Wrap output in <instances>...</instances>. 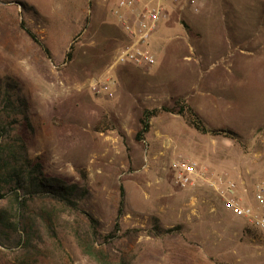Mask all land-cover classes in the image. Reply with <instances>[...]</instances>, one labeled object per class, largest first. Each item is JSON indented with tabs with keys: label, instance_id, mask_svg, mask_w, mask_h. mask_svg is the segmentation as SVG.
Returning a JSON list of instances; mask_svg holds the SVG:
<instances>
[{
	"label": "rangeland",
	"instance_id": "obj_1",
	"mask_svg": "<svg viewBox=\"0 0 264 264\" xmlns=\"http://www.w3.org/2000/svg\"><path fill=\"white\" fill-rule=\"evenodd\" d=\"M19 1L0 0V76L23 85L32 131L12 124V134L24 140L45 175L77 182L78 171L85 173L91 197L78 211L38 201L39 209L52 212V233L43 227L42 244L30 257L0 250V264H210V257L227 262L224 246L210 251L200 230L247 231L248 224L219 196L224 186L215 191L197 180L187 188L174 186L173 165L184 160L213 179L236 182L234 198L257 211L252 192L264 178V0H211L198 15L168 9L169 18L151 39L156 60L148 69L113 64L126 44L110 14L114 0H22L36 11L23 16ZM21 21L52 58L19 30ZM94 79L108 80L112 97L91 91ZM178 97L208 129L227 128L237 137L198 133L182 117L163 112L150 120L144 140L135 142L142 109L171 107ZM120 185L125 214L119 236L94 241L83 212L107 234ZM152 217L165 228L181 229L163 238L145 232L121 236L147 229Z\"/></svg>",
	"mask_w": 264,
	"mask_h": 264
},
{
	"label": "trees",
	"instance_id": "obj_2",
	"mask_svg": "<svg viewBox=\"0 0 264 264\" xmlns=\"http://www.w3.org/2000/svg\"><path fill=\"white\" fill-rule=\"evenodd\" d=\"M18 4L22 16L28 12H36L34 7L22 0ZM87 22L88 19L85 20ZM18 28L48 58H52L48 48L29 26L21 21ZM125 42L127 44L128 39ZM72 51L73 43L65 55L66 62L71 59ZM163 112L182 117L185 124L198 133L216 136L221 132L223 136L231 139L237 137L234 131L227 128L208 129L198 113L186 104L185 99L178 97L171 107L161 105L142 109L139 129L134 134L135 142L144 140L151 128L150 120ZM31 115L29 99L23 85L8 76H0V250L28 257L38 253L39 245L42 244L40 232L43 227L52 233L49 222L52 212L39 209L36 205L38 201H51L66 211H78L80 203L91 197L85 173L78 171L80 180L77 182L45 175L40 160L29 157L24 140L12 134V124H19L27 131H32ZM124 208L125 195L120 185L114 224L103 236L99 233L98 221L90 213L83 212L92 240L109 243L118 237V232L122 229ZM180 229L179 225L165 228L157 218L152 217L147 229L126 230L121 236L134 238L140 232H145L150 237L163 238L177 234Z\"/></svg>",
	"mask_w": 264,
	"mask_h": 264
},
{
	"label": "built area",
	"instance_id": "obj_3",
	"mask_svg": "<svg viewBox=\"0 0 264 264\" xmlns=\"http://www.w3.org/2000/svg\"><path fill=\"white\" fill-rule=\"evenodd\" d=\"M211 0H114L110 14L117 21L126 35L128 43L119 48L114 55V65H133L150 68L156 55L152 52L150 42L161 24L169 18L168 9L179 12L187 10L198 15ZM89 87L95 94L103 93L112 97L113 93L108 80L94 79ZM174 177L172 183L179 188H187L196 183L215 191L224 186L219 196L225 199L226 206L237 217L243 218L248 224L247 231L255 246L264 249V178L254 186L252 197L257 204V211L242 205L234 195L238 185L225 178L213 179L205 173L196 170L194 164L178 160L173 165ZM245 188L244 182H241ZM246 191V190H244ZM230 197L225 198V195Z\"/></svg>",
	"mask_w": 264,
	"mask_h": 264
},
{
	"label": "crops",
	"instance_id": "obj_4",
	"mask_svg": "<svg viewBox=\"0 0 264 264\" xmlns=\"http://www.w3.org/2000/svg\"><path fill=\"white\" fill-rule=\"evenodd\" d=\"M123 39L127 40L126 35ZM200 232L209 238L204 242L210 251L222 252V246H224L228 260L222 264H264V249L253 244L248 231L227 226L219 230L212 226V228H208V233H205L207 228L201 229ZM244 242L246 245L243 244ZM209 259L210 264H219L213 257Z\"/></svg>",
	"mask_w": 264,
	"mask_h": 264
}]
</instances>
